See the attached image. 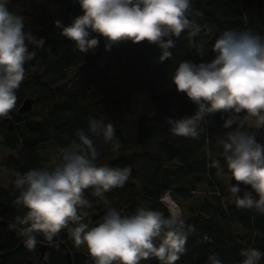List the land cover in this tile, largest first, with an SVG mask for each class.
Masks as SVG:
<instances>
[{"label": "trees", "instance_id": "obj_1", "mask_svg": "<svg viewBox=\"0 0 264 264\" xmlns=\"http://www.w3.org/2000/svg\"><path fill=\"white\" fill-rule=\"evenodd\" d=\"M191 2L193 9L203 13L199 23L207 27L196 39L207 51L198 55L182 34L170 49L171 59L161 63L160 48L147 42L129 41L106 51L103 38L97 37L100 43L94 50L80 53L54 26L56 20L68 25L82 15L78 0H10L9 11L23 16L24 30L43 38L45 45L35 49L36 58L25 66L26 78L16 93V109L2 122L0 143L15 152V156L4 159L3 165L16 178L29 169L43 167L40 152L44 143L64 149L76 139L77 129H87L90 118L111 122L116 138L124 145L118 152L98 157L96 163L120 168L130 165L132 172L123 188L104 194V207L91 202L90 208L82 210L88 213L84 223L92 227L108 207L123 215L145 207L167 216L169 211L160 201L165 191L184 211L197 188L205 185L210 196L203 198L195 211L187 207L188 218L183 213L197 231L189 236L188 252L176 264H207V257L213 253L223 264H239L243 248L260 250V264H264V215L254 209L237 208L235 201L228 199L233 196L231 188L226 192L222 185L227 176L218 177L210 166L216 159L224 164L220 115L209 117L212 122L199 140L172 136L166 122L168 118L190 117L196 111V105L170 83L178 64L183 60L210 62L214 58L211 44L226 29L264 35V0ZM95 36L90 33V37ZM26 98L33 100L32 108L20 112ZM93 139L96 146L103 141ZM18 195L14 185L0 188V254H4L0 264H13L7 263L9 259L30 251L18 249L23 238L9 228L24 212L14 204ZM38 239L51 246L46 253L47 264H67V253L72 264H93L86 247H75L67 229L51 243L42 236ZM31 252L36 264H42L38 253ZM23 259L16 264H30Z\"/></svg>", "mask_w": 264, "mask_h": 264}, {"label": "clouds", "instance_id": "obj_2", "mask_svg": "<svg viewBox=\"0 0 264 264\" xmlns=\"http://www.w3.org/2000/svg\"><path fill=\"white\" fill-rule=\"evenodd\" d=\"M10 0H0V119L10 118L17 106L16 95L26 78L25 66L36 58L35 49L45 40L24 30V17L9 11ZM82 15L64 25L54 21L60 35L72 41L82 54L94 50L102 37L105 50L131 42H147L161 50L159 62L171 59L170 49L182 34L188 47L203 56L207 49L197 37L206 25L199 23L203 13L193 9L191 0H78ZM95 33V37H90ZM34 46V47H33ZM210 62L181 61L170 83L196 105L190 117L167 119L174 137L199 140L208 130L211 116L220 115L224 135L221 165L211 162L218 177L227 176L235 195V206L254 209L264 215V144L256 137L264 130V35L251 30L226 29L211 44ZM115 126L90 118L87 129H77L76 139L50 157L47 167L17 174L14 187L19 191L14 204L24 209L9 225L25 247L32 251L40 242L51 243L67 229L74 246H85L93 264H176L188 252L189 236L197 230L189 225L179 208L165 216L162 211L139 207L132 215H123L108 207L96 226L84 223L93 196L123 188L132 172L131 166L110 167L96 163L100 153L93 138L120 150ZM235 180L237 183L232 184ZM251 186L258 195L244 191ZM70 225H75L74 227ZM239 264H260L262 253L243 248ZM207 264H223L218 255L207 257Z\"/></svg>", "mask_w": 264, "mask_h": 264}, {"label": "rangeland", "instance_id": "obj_3", "mask_svg": "<svg viewBox=\"0 0 264 264\" xmlns=\"http://www.w3.org/2000/svg\"><path fill=\"white\" fill-rule=\"evenodd\" d=\"M3 119H0V131L2 130V122ZM124 144H120L121 147H123ZM97 149L100 153L99 157L102 158L104 156H106L107 153H109L111 150V145L110 144H106L103 141L99 142L97 144ZM120 147V148H121ZM63 149H59L56 146H54V144L52 142H46L43 144L42 147V151L40 152V157H41V161H42V165L43 167H47L49 166L50 163V157L54 154L58 155L60 151H62ZM8 156H15V152L11 151L9 149H7L6 147H4L1 143H0V188L1 189H8L9 187L14 185V180L15 177L13 175L12 172L8 171L5 169L4 165H3V161L6 157ZM105 159V158H104ZM104 159L100 160V161H104ZM166 166H172V165H166ZM222 185L225 188V191L228 192L230 185H229V179H224L222 182ZM208 189L205 185L199 186L197 188V191L194 194L193 199L185 205V210L183 211V209L181 208V206L178 204L180 210L182 211V213H184L185 217L188 218L190 215L188 214V209L187 207L190 209H192L193 211H195L196 209L199 208L200 204H201V200H203V198H208L210 196L209 192H207ZM90 202H94V203H98L101 206H105V202L102 199V197H96L93 196L91 191L88 192V196H85ZM162 197V196H161ZM161 199V198H160ZM229 200H234L233 196H229L228 197ZM162 203V202H161ZM164 204V203H162ZM183 215V217H184ZM34 254L31 251H27V253H21L18 256L9 259V261L7 263H13L16 264V262H18L20 259H23L24 262H28L30 264H36L37 262L35 261Z\"/></svg>", "mask_w": 264, "mask_h": 264}, {"label": "water", "instance_id": "obj_4", "mask_svg": "<svg viewBox=\"0 0 264 264\" xmlns=\"http://www.w3.org/2000/svg\"><path fill=\"white\" fill-rule=\"evenodd\" d=\"M32 103L33 100L31 98H26L23 103L21 104L19 111H28L32 108ZM257 141L264 144V130H261L260 133L257 135L256 137ZM237 182L235 180L232 181V184L235 185ZM230 187H231V182L229 181ZM240 192L238 193V195L243 198V194L244 191H251L253 196L258 199V195L251 189V186H245V185H240ZM233 199L235 201V195L233 194ZM99 221H97L96 223H94L92 226H96L98 224ZM51 248L50 245L44 244L39 242L36 245L35 251L38 253V258L40 259V261L42 262V264H47L46 261V253L47 251ZM18 249H27L22 242H20ZM3 256V254H0V258ZM66 259H67V264H72V259H71V255L69 253L66 254Z\"/></svg>", "mask_w": 264, "mask_h": 264}, {"label": "built area", "instance_id": "obj_5", "mask_svg": "<svg viewBox=\"0 0 264 264\" xmlns=\"http://www.w3.org/2000/svg\"><path fill=\"white\" fill-rule=\"evenodd\" d=\"M163 196H166L170 199V206L172 207V209H170L169 205H166L164 202H163ZM160 201L162 203H164V205L167 207L168 211L170 212L171 210H174L176 208H179L178 204L171 198L170 196V192L169 191H165L164 194L162 195ZM180 209V208H179Z\"/></svg>", "mask_w": 264, "mask_h": 264}, {"label": "bare ground", "instance_id": "obj_6", "mask_svg": "<svg viewBox=\"0 0 264 264\" xmlns=\"http://www.w3.org/2000/svg\"><path fill=\"white\" fill-rule=\"evenodd\" d=\"M171 196V195H170ZM163 202L166 204V205H169L170 209H172V207L170 206V199L166 196H163ZM23 250V249H22ZM24 250H28V249H24ZM4 257V254L1 258Z\"/></svg>", "mask_w": 264, "mask_h": 264}]
</instances>
